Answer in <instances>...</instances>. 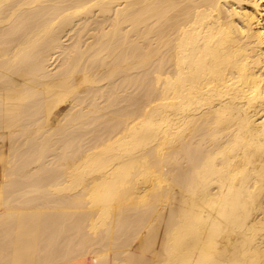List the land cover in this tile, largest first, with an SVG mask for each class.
Wrapping results in <instances>:
<instances>
[{
	"label": "bare ground",
	"instance_id": "bare-ground-1",
	"mask_svg": "<svg viewBox=\"0 0 264 264\" xmlns=\"http://www.w3.org/2000/svg\"><path fill=\"white\" fill-rule=\"evenodd\" d=\"M0 264H264V0H0Z\"/></svg>",
	"mask_w": 264,
	"mask_h": 264
},
{
	"label": "rangeland",
	"instance_id": "rangeland-1",
	"mask_svg": "<svg viewBox=\"0 0 264 264\" xmlns=\"http://www.w3.org/2000/svg\"><path fill=\"white\" fill-rule=\"evenodd\" d=\"M132 250H129V251L125 252V253H122V258L124 259V261L129 258Z\"/></svg>",
	"mask_w": 264,
	"mask_h": 264
}]
</instances>
